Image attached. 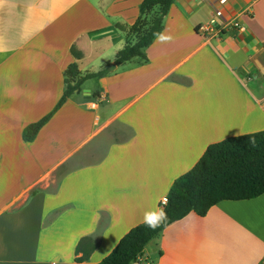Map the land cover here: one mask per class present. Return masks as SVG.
Wrapping results in <instances>:
<instances>
[{"label":"crops","instance_id":"crops-1","mask_svg":"<svg viewBox=\"0 0 264 264\" xmlns=\"http://www.w3.org/2000/svg\"><path fill=\"white\" fill-rule=\"evenodd\" d=\"M142 1L0 0V264H98L210 144L264 130V79L234 72L264 76V0H175L147 60L117 65ZM75 61L83 75L108 73L26 142ZM85 236L97 246L78 263ZM134 264H264V193L190 213Z\"/></svg>","mask_w":264,"mask_h":264},{"label":"trees","instance_id":"trees-1","mask_svg":"<svg viewBox=\"0 0 264 264\" xmlns=\"http://www.w3.org/2000/svg\"><path fill=\"white\" fill-rule=\"evenodd\" d=\"M175 0H143L140 16L129 28L137 36V41L127 43L115 58V63L133 59L147 60L145 49L164 30V20ZM73 56L81 59L82 52L71 49ZM242 79H264L256 69L250 67L234 69ZM108 73L105 68L98 72L83 75L77 61L71 63L64 72V92L56 107L44 118L28 125L23 130V139L33 141L41 128L47 124L55 112L74 93L82 91L84 82L103 77ZM34 191L33 193H35ZM264 193V130L239 136L228 137L210 144L204 154L188 172L173 182L165 204H160V212L151 221L146 220L131 228L117 243L113 250L98 264H134L143 253L147 244L157 237L170 224L194 212L205 216L208 211L223 200H247ZM97 246L91 236L81 238L75 249L78 263L88 261Z\"/></svg>","mask_w":264,"mask_h":264},{"label":"built area","instance_id":"built-area-1","mask_svg":"<svg viewBox=\"0 0 264 264\" xmlns=\"http://www.w3.org/2000/svg\"><path fill=\"white\" fill-rule=\"evenodd\" d=\"M231 25H233V26H235V27H238L239 25H238V23L237 22H233V23H231V24H229L228 26H231ZM227 26H221V29H220V33L224 30V28H226ZM217 28V23H216V21L213 19V20H211L208 24H206V25H203V26H201V29L203 30V31H205V32H210V31H212L213 29H216ZM167 202V198L165 197L163 200H162V204H165ZM139 263H141V260H139Z\"/></svg>","mask_w":264,"mask_h":264},{"label":"rangeland","instance_id":"rangeland-1","mask_svg":"<svg viewBox=\"0 0 264 264\" xmlns=\"http://www.w3.org/2000/svg\"><path fill=\"white\" fill-rule=\"evenodd\" d=\"M254 90H255L256 94H258L260 96L259 98L262 101V103L264 104V97L262 96V95H264V93H263L262 87L255 88Z\"/></svg>","mask_w":264,"mask_h":264},{"label":"clouds","instance_id":"clouds-1","mask_svg":"<svg viewBox=\"0 0 264 264\" xmlns=\"http://www.w3.org/2000/svg\"><path fill=\"white\" fill-rule=\"evenodd\" d=\"M150 217H153V216H149L146 220V223H148V226L149 227H154V225L151 223V220L149 219Z\"/></svg>","mask_w":264,"mask_h":264},{"label":"water","instance_id":"water-1","mask_svg":"<svg viewBox=\"0 0 264 264\" xmlns=\"http://www.w3.org/2000/svg\"><path fill=\"white\" fill-rule=\"evenodd\" d=\"M116 67V65H112L110 68H109V70H112L113 68H115ZM84 91H88V90H84Z\"/></svg>","mask_w":264,"mask_h":264},{"label":"snow or ice","instance_id":"snow-or-ice-1","mask_svg":"<svg viewBox=\"0 0 264 264\" xmlns=\"http://www.w3.org/2000/svg\"><path fill=\"white\" fill-rule=\"evenodd\" d=\"M149 219H150L151 221H155L156 217L153 216V217H150Z\"/></svg>","mask_w":264,"mask_h":264}]
</instances>
